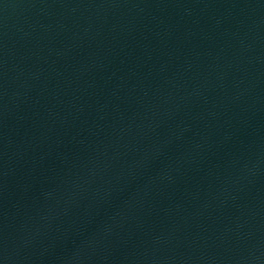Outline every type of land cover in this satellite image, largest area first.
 <instances>
[{
  "label": "water",
  "instance_id": "95a60500",
  "mask_svg": "<svg viewBox=\"0 0 264 264\" xmlns=\"http://www.w3.org/2000/svg\"><path fill=\"white\" fill-rule=\"evenodd\" d=\"M0 264H264V0H0Z\"/></svg>",
  "mask_w": 264,
  "mask_h": 264
}]
</instances>
